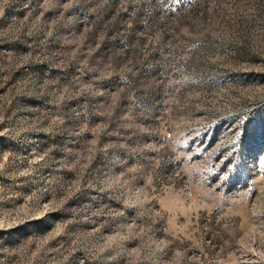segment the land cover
<instances>
[{
	"label": "rangeland",
	"instance_id": "1",
	"mask_svg": "<svg viewBox=\"0 0 264 264\" xmlns=\"http://www.w3.org/2000/svg\"><path fill=\"white\" fill-rule=\"evenodd\" d=\"M0 264H264V0H0Z\"/></svg>",
	"mask_w": 264,
	"mask_h": 264
}]
</instances>
